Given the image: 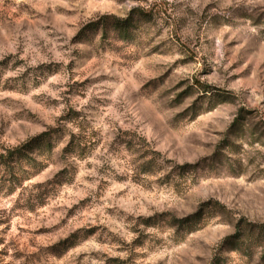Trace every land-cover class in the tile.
Wrapping results in <instances>:
<instances>
[{
	"label": "rangeland",
	"instance_id": "rangeland-1",
	"mask_svg": "<svg viewBox=\"0 0 264 264\" xmlns=\"http://www.w3.org/2000/svg\"><path fill=\"white\" fill-rule=\"evenodd\" d=\"M45 133L0 264H264V0H0V154Z\"/></svg>",
	"mask_w": 264,
	"mask_h": 264
},
{
	"label": "trees",
	"instance_id": "trees-1",
	"mask_svg": "<svg viewBox=\"0 0 264 264\" xmlns=\"http://www.w3.org/2000/svg\"><path fill=\"white\" fill-rule=\"evenodd\" d=\"M127 22H129V21L126 20V21L123 22V24H126ZM49 137H50V135L45 133V134H42V135L38 136L37 138L29 140L26 143L21 144L17 148L9 150L8 152H6L5 155L0 154V160L9 161V160L15 159L16 157L17 158H21V155H24L25 150L27 151L29 146L38 145V148H41L44 144L46 145V143H48V141H49L48 138ZM81 139H83V136L82 137L75 136V135L71 136V141L69 143V148H70V151L72 153H74L75 151H77V149H79V140H81ZM25 158H26V156H25ZM9 175L11 177L10 181L18 182L20 180V178L18 177V175H20V174H18V173H15V174L11 173Z\"/></svg>",
	"mask_w": 264,
	"mask_h": 264
}]
</instances>
